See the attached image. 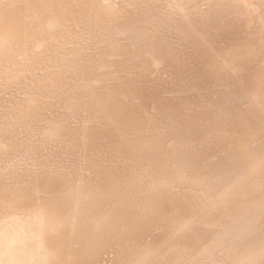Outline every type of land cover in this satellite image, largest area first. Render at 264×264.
Returning <instances> with one entry per match:
<instances>
[{
    "label": "bare ground",
    "instance_id": "bare-ground-1",
    "mask_svg": "<svg viewBox=\"0 0 264 264\" xmlns=\"http://www.w3.org/2000/svg\"><path fill=\"white\" fill-rule=\"evenodd\" d=\"M0 264H264V0H0Z\"/></svg>",
    "mask_w": 264,
    "mask_h": 264
}]
</instances>
